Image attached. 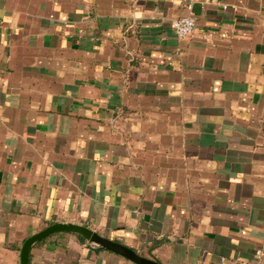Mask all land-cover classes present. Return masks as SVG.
Returning <instances> with one entry per match:
<instances>
[{"label":"crops","instance_id":"crops-1","mask_svg":"<svg viewBox=\"0 0 264 264\" xmlns=\"http://www.w3.org/2000/svg\"><path fill=\"white\" fill-rule=\"evenodd\" d=\"M57 223L264 264V0H0V264ZM30 264L134 263L64 232Z\"/></svg>","mask_w":264,"mask_h":264},{"label":"water","instance_id":"water-1","mask_svg":"<svg viewBox=\"0 0 264 264\" xmlns=\"http://www.w3.org/2000/svg\"><path fill=\"white\" fill-rule=\"evenodd\" d=\"M71 233L84 238L89 244L96 246L100 249L115 253L134 264H162L157 260L148 259L145 257L140 256L131 248L112 241L108 238L103 237L98 232L93 231L87 227L72 224V223H57L54 224L42 232L32 236L29 238L25 244L23 245L21 251V264H30V254L32 248L39 242L45 240L49 236L58 234V233Z\"/></svg>","mask_w":264,"mask_h":264},{"label":"built area","instance_id":"built-area-1","mask_svg":"<svg viewBox=\"0 0 264 264\" xmlns=\"http://www.w3.org/2000/svg\"><path fill=\"white\" fill-rule=\"evenodd\" d=\"M197 25V21L194 15H188L185 17H182L178 20H175L173 22V30L178 38H187L190 37ZM261 252L257 253V259L254 261L244 260L240 261L236 264H259V259L261 257Z\"/></svg>","mask_w":264,"mask_h":264}]
</instances>
